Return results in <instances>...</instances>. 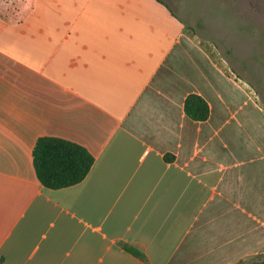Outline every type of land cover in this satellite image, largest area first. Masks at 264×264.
<instances>
[{
    "label": "crops",
    "instance_id": "0c3cea01",
    "mask_svg": "<svg viewBox=\"0 0 264 264\" xmlns=\"http://www.w3.org/2000/svg\"><path fill=\"white\" fill-rule=\"evenodd\" d=\"M162 1L32 0L0 18V264L264 255V105ZM190 94L205 121L186 117ZM40 137L90 153L82 182H38Z\"/></svg>",
    "mask_w": 264,
    "mask_h": 264
},
{
    "label": "rangeland",
    "instance_id": "374dc122",
    "mask_svg": "<svg viewBox=\"0 0 264 264\" xmlns=\"http://www.w3.org/2000/svg\"><path fill=\"white\" fill-rule=\"evenodd\" d=\"M0 1L15 3L12 8L20 13L32 5V0ZM165 2L210 57L239 79L264 105V0ZM263 259L264 256L259 255L240 264L258 263Z\"/></svg>",
    "mask_w": 264,
    "mask_h": 264
},
{
    "label": "trees",
    "instance_id": "16d2710c",
    "mask_svg": "<svg viewBox=\"0 0 264 264\" xmlns=\"http://www.w3.org/2000/svg\"><path fill=\"white\" fill-rule=\"evenodd\" d=\"M14 4L0 1V18L6 23L22 22L30 10L20 13L12 8ZM209 112L208 104L199 95L190 94L186 97L184 113L188 119L202 122L208 118ZM32 161L38 182L46 189L57 190L82 182L90 171L94 158L84 147L74 142L56 137H40L33 147ZM126 249L131 254L140 256L137 251ZM253 264H264V259Z\"/></svg>",
    "mask_w": 264,
    "mask_h": 264
}]
</instances>
